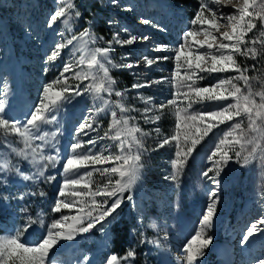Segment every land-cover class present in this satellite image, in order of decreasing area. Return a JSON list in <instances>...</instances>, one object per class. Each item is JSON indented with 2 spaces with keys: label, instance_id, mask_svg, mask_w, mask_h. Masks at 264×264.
Segmentation results:
<instances>
[{
  "label": "rangeland",
  "instance_id": "1",
  "mask_svg": "<svg viewBox=\"0 0 264 264\" xmlns=\"http://www.w3.org/2000/svg\"><path fill=\"white\" fill-rule=\"evenodd\" d=\"M65 2L74 3L80 16L76 18L74 11L70 10L69 26L63 25L61 18V21L53 22L52 27H49L50 16L62 6L58 0H0V99L5 100L6 111L11 117L23 121L26 119V114L39 103L43 87L59 76L65 63L76 65L74 71L80 70L81 66L77 62L81 56L85 60L88 58V49L107 47L106 41L112 40L116 31H120L121 39L126 38L128 33L121 29H128L131 34L137 36L148 35L149 41L137 42L133 45L121 47L113 42L110 53L113 63L131 62L135 65L139 61L140 67L121 69L106 65L110 69V76L116 81L115 89L123 92L124 96L116 97L113 94L114 103L104 112L93 115V127L96 130L90 131L89 136L96 138L97 143L94 146L85 145L80 151H88L90 147L93 151H99L105 146L113 152L116 151L111 140L99 139L109 131L112 121L111 112L116 111L117 117L120 116L115 102H122L126 106L141 110L128 112L125 115L135 117L130 123L137 124L149 133L143 138L148 151L141 160L144 165L142 178L131 193L133 200L128 201L126 197L129 193H125L121 207L126 206L124 218L130 224L137 220V226L130 227V233L135 237V241L139 240V231L144 233L143 239L146 238L148 245L156 253L157 264H176L177 259L182 255V246L194 234L207 203V190L211 185L200 175L208 166L206 158L229 123L235 121L214 128L196 146L179 180H167L165 177L172 173L170 161L174 158V147L165 146L157 151L151 149L157 142L175 132L176 118L171 107L164 108L162 112L154 108L151 114L159 115L160 120L156 124H146L142 110L147 105L140 97H151L153 105L158 106L172 98L174 88L167 82L153 83L151 87L140 89L132 86L144 81H159L172 77L175 70L174 59L163 60L151 68H146L142 57L160 56V54L174 57L175 48L183 42V33L193 27L191 21L199 10L202 0H119L121 7L113 6L110 0H65ZM257 2L259 3V0ZM80 7H83L85 15L81 14ZM127 8L131 10H125ZM232 10L230 5L222 9L226 12ZM142 19H148L151 23L145 25L141 23ZM109 20L118 23L109 27ZM86 26L91 27L90 33L95 38V43H90L82 51H76L70 45L62 50L56 61H47L46 57L56 43L65 42L73 35L78 36ZM96 26L106 31V37L101 39V36L95 34L93 30ZM261 31H264V27L257 21V28L248 33L246 41L264 39V36L260 35ZM160 33L165 35L164 45H168L169 48L159 54L153 49ZM74 44L79 47L77 41H74ZM247 46L253 45L248 43ZM255 47L259 52L264 53V48L259 43ZM237 58H240L241 66L256 65L254 69L250 67L248 75L256 78L251 81L254 90H260V85L264 83V55L258 56L255 60L243 56ZM66 75L72 77L73 73ZM202 75L204 79L198 81V86H209L217 79L227 78L236 73ZM87 83L88 81L81 82L72 78L68 80V85L73 89L77 86L83 89ZM229 102L231 101L225 103ZM100 103L89 93L79 96L71 94V100L63 102L54 113L56 122L43 126L49 130L58 128L57 140L61 156L70 154L69 146L72 143L77 140L86 141L89 138L84 135L77 136L76 129L79 123L89 117L90 110L95 109ZM184 103L187 104V101ZM216 107L215 102L204 101L193 103L189 111H212ZM100 116L104 117L100 118ZM244 124L247 125L246 120ZM156 127L160 128L159 134L154 131ZM184 130L186 129L182 125V132ZM11 147H23V145L18 136L5 135L0 130V162L8 158L12 163L18 164L26 174H34L35 168L29 162L15 157V154L11 153ZM64 162L61 159L55 168L51 166L47 168L44 177H36L31 181H24L15 172H0V236L15 234L30 217L36 223L23 233L22 240L35 245L55 220L68 214L69 210H62L60 213L52 211L57 200L58 188L64 178L61 175ZM90 170L91 168H82L80 172ZM50 175L56 176V180L45 179ZM117 178L112 177L113 181ZM221 179V202L217 208L213 228L209 232L213 242L208 249H205V255L197 261V264H253L256 259L264 256V232L257 233L247 244H242L241 241L247 227L264 216V169L259 160L253 161L247 167H241L234 162L233 156ZM91 180L93 190L97 184L103 186L107 182V178L102 177L98 172H93ZM41 192L44 193L43 196L40 195ZM5 197L7 199H4ZM71 214L76 213L73 210ZM94 233L101 232L94 229L90 233L78 235L73 241H60L50 251L49 258L54 264H84V257L87 256L90 264H104L105 259L111 255L108 242L95 241ZM154 240L158 243H151ZM134 246L127 252L134 251ZM132 262L133 260L130 259L122 261V264H132Z\"/></svg>",
  "mask_w": 264,
  "mask_h": 264
},
{
  "label": "snow or ice",
  "instance_id": "2",
  "mask_svg": "<svg viewBox=\"0 0 264 264\" xmlns=\"http://www.w3.org/2000/svg\"><path fill=\"white\" fill-rule=\"evenodd\" d=\"M58 2L62 6L50 16L49 27H52L53 22L61 21V18H63L61 23L66 27L69 26L70 10L74 11L76 18L80 16L74 3L65 2V0H58ZM110 3L121 7L119 0H110ZM229 5L232 11H222ZM257 21L264 27V0H259V3L257 0H202L199 10L191 21L193 27L183 33V42L175 48L174 57L166 55L142 57L146 68H151L163 60L174 59L175 70L172 77L159 81H144L132 86L140 89L151 87L153 83L167 82L174 88L172 98L158 106L153 105L151 97H140L147 105L142 110L146 124H156L160 120L159 115L151 114L154 108L162 112L164 108L171 107L176 118L175 132L157 142L151 149V151H157L165 146L174 147V158L170 161L172 173L165 177L167 180H179L196 146L214 128L235 121V123H229L228 128L223 131V135L206 158L208 166L200 175L211 185L207 190V203L194 234L182 246V255L177 259L176 264H197V261L205 255V249L212 244L213 237L209 235V232L213 228L217 208L221 202V177L228 162L233 160V156L234 162L241 167H247L253 161L259 160L264 169V83L260 85V90H254L251 81L256 78L250 77L248 72L250 67L254 69L256 65L241 66L236 59L237 56H243L255 60L258 56L264 55L255 47L259 43L264 48V39H252L250 42L245 39L248 33L257 28ZM116 23L118 22L108 21L109 27ZM141 23L148 25L151 21L142 19ZM225 28L231 30H222ZM121 31L128 33L126 38L121 39L120 31H116L113 33V39L106 41L107 47L88 49V58L85 60L81 56L77 62L81 66L80 70L74 71L76 65L65 63L59 76L43 87L39 103L26 114L25 120L11 117L6 111L5 100L0 99V130L5 135L18 136L23 145V147H11V153H14L15 157H19L21 161L29 162L36 170L32 175L26 174L18 164L4 158L0 162V172H15L24 181H31L36 177H44L49 166L55 168L63 159L65 162L62 165L61 175L64 178L58 188L57 200L52 211L60 213L62 210H69L68 214L62 215L50 225L46 234L35 245L22 240L23 233L36 223L30 217L22 228L16 230L15 234L0 236V264H54L49 258V253L60 241H73L78 235L90 233L94 229L105 232V225H111L116 220L119 214L118 209L125 200L124 194L129 193L126 199L133 200L131 193L142 178L144 165L141 160L148 151L143 138L149 133L137 124L130 123L135 120V117L125 114L141 111L140 109L126 106L122 102H115L120 116L117 117L116 111L111 112L112 121L109 131L99 138L111 140L115 146V152L107 146L99 151H93L91 147L88 151H80L85 145L94 146L97 143L96 138L89 136L90 131L96 130L93 127V115L104 112L114 103L110 99L113 94L116 97L124 96L123 92L115 89L116 81L110 76V69L106 65L121 69L140 66L139 61L135 65L131 62L113 63L110 55L113 42L123 47L150 40L148 35L137 36L131 34L128 29H121ZM260 35L264 36V31H261ZM74 41L79 43L78 48ZM90 43H95V38L88 29H85L78 36L73 35L65 42L56 43L46 59L54 62L61 55L62 50L68 46H73L76 51H82ZM248 43L253 46L248 47ZM168 48V45L156 44L153 50L164 52ZM225 72H233L236 75L217 79L209 86H198V81L204 79L202 74ZM67 73H73V76L69 77ZM70 78L81 82L88 81V83L83 89L79 86L73 89L68 85ZM66 93L70 94L66 95ZM83 93H89L101 102L95 109H91L89 117L77 126L75 134L89 136V138L86 141L77 140L72 143L69 146L70 154L61 156L57 140L58 128L49 130L43 126L56 122L54 113L63 102L71 100V94L79 96ZM185 101L187 104L184 103ZM204 101L215 102L216 109L205 112L189 111L193 103ZM227 101L231 102L225 103ZM182 125L186 129L183 132ZM154 131L159 134L160 128L156 127ZM82 168H91V170L81 173ZM93 172H98L102 177L107 178L103 186L97 184L94 190L91 180ZM113 176L118 178L113 181ZM45 179L55 181L56 176H46ZM40 195L43 196L44 193L41 192ZM73 210L75 215L71 214ZM152 226L155 227V225ZM262 226H264V216L247 227L241 243L247 244L257 233L264 232ZM151 243L155 244L158 241L154 240ZM130 259H135V253L132 250L123 257L111 254L105 259L104 264H122V261ZM84 264H90L87 256L84 257ZM253 264H264V256L256 259Z\"/></svg>",
  "mask_w": 264,
  "mask_h": 264
},
{
  "label": "trees",
  "instance_id": "3",
  "mask_svg": "<svg viewBox=\"0 0 264 264\" xmlns=\"http://www.w3.org/2000/svg\"><path fill=\"white\" fill-rule=\"evenodd\" d=\"M80 8L82 11L81 14L85 15V12H83V7ZM85 29L92 31L91 27L88 26H86ZM93 31H95V34L98 36H101V38L106 37V31L99 29L98 26H96L95 30ZM237 60L238 63L241 64L240 58H237ZM110 99L113 101L112 96ZM125 211L126 206L124 205L118 210L119 214L117 215L116 220L111 225H105V232L98 234L94 233L95 241L107 240L111 254H116L118 257H122L128 249L137 243L135 245L137 247L134 246L135 259L133 260L132 264H157L156 253L154 249L148 245L146 238L143 239L144 233L139 231V240L136 241L135 237L131 235L130 227L137 226V220L130 224L129 221L124 218ZM104 237L105 239H103Z\"/></svg>",
  "mask_w": 264,
  "mask_h": 264
},
{
  "label": "bare ground",
  "instance_id": "4",
  "mask_svg": "<svg viewBox=\"0 0 264 264\" xmlns=\"http://www.w3.org/2000/svg\"><path fill=\"white\" fill-rule=\"evenodd\" d=\"M224 12H226V11H224ZM139 67H140V66H139ZM79 113H81V112H79ZM101 117H104V116H100V118H101Z\"/></svg>",
  "mask_w": 264,
  "mask_h": 264
}]
</instances>
